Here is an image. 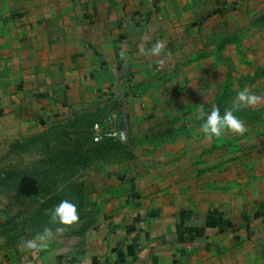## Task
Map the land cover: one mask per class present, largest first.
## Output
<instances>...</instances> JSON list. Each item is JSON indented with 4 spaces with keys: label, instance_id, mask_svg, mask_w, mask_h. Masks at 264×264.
Segmentation results:
<instances>
[{
    "label": "crops",
    "instance_id": "obj_1",
    "mask_svg": "<svg viewBox=\"0 0 264 264\" xmlns=\"http://www.w3.org/2000/svg\"><path fill=\"white\" fill-rule=\"evenodd\" d=\"M246 3L0 0V110L34 111L54 123L107 106L122 116L121 136L145 123L149 83L192 27L173 17L176 8L187 19L192 10L212 16ZM158 42L162 51L153 55ZM225 168L93 169L87 186L99 213L84 238L55 234L28 248L37 237L29 231L13 246L0 239V257L5 264H264V200L244 188L238 171L226 187Z\"/></svg>",
    "mask_w": 264,
    "mask_h": 264
},
{
    "label": "rangeland",
    "instance_id": "obj_2",
    "mask_svg": "<svg viewBox=\"0 0 264 264\" xmlns=\"http://www.w3.org/2000/svg\"><path fill=\"white\" fill-rule=\"evenodd\" d=\"M210 13L192 10L183 19L176 8L173 17L192 27L151 79L145 123L126 131V149L121 136L96 138L95 124L115 108L84 110L54 123L34 111L0 110V239L14 241L19 225L36 233L49 228L66 241L84 238L99 213L91 203L97 194L87 186L91 171L111 165L194 172L227 166L226 187H234L238 171L244 188L264 200V0ZM243 90L255 97L234 112L246 132L206 136L200 113L231 110ZM63 200L77 205L79 219L71 226L51 222Z\"/></svg>",
    "mask_w": 264,
    "mask_h": 264
},
{
    "label": "clouds",
    "instance_id": "obj_3",
    "mask_svg": "<svg viewBox=\"0 0 264 264\" xmlns=\"http://www.w3.org/2000/svg\"><path fill=\"white\" fill-rule=\"evenodd\" d=\"M162 51V45L158 42L152 49L153 55H158ZM255 97L251 96L247 90H243L238 94L236 102L233 104L231 110H225L221 114L219 108H213L209 113H200L199 118L203 121L201 124V131L210 137H221L224 131L227 129L235 134L243 135L246 132V128L243 122L234 114L235 111H239L242 107L249 103H253ZM79 219L77 205L70 200H63L57 206L54 207L51 214V222L54 224L71 226ZM56 231H63L62 228H57ZM53 237L51 229L46 228L42 234H39L35 240L27 241L28 248H36L35 241H47Z\"/></svg>",
    "mask_w": 264,
    "mask_h": 264
},
{
    "label": "built area",
    "instance_id": "obj_4",
    "mask_svg": "<svg viewBox=\"0 0 264 264\" xmlns=\"http://www.w3.org/2000/svg\"><path fill=\"white\" fill-rule=\"evenodd\" d=\"M119 115L117 113L111 114L107 117L105 124H95L94 130L96 138L103 140L105 138L116 139L120 136L119 132ZM0 264H5L4 259L0 257Z\"/></svg>",
    "mask_w": 264,
    "mask_h": 264
},
{
    "label": "trees",
    "instance_id": "obj_5",
    "mask_svg": "<svg viewBox=\"0 0 264 264\" xmlns=\"http://www.w3.org/2000/svg\"><path fill=\"white\" fill-rule=\"evenodd\" d=\"M108 108V107H107ZM227 108L224 109V111L226 110ZM115 113H117L119 115V132L121 133V130H122V123H123V119H122V116L116 111ZM107 117V116H106ZM107 118H105V116L100 120L101 122H99L100 124H102L103 122H105ZM111 140V139H110ZM113 140H117V139H112ZM118 141H119V144L124 148L126 149L127 147H124V145L121 143V138L119 137L118 138ZM77 157H78V154H77ZM80 158V162H82V158L81 156L79 157ZM16 229V232L18 233V235L16 236V239L14 241H12L11 239H6L7 241V244L9 246H13L15 244H17L22 238H27L28 236V232L31 231L32 232V235L33 236H38L39 234H42L43 232L40 231V233H36L34 230H32V228H27V229H23L21 225L15 227Z\"/></svg>",
    "mask_w": 264,
    "mask_h": 264
},
{
    "label": "water",
    "instance_id": "obj_6",
    "mask_svg": "<svg viewBox=\"0 0 264 264\" xmlns=\"http://www.w3.org/2000/svg\"><path fill=\"white\" fill-rule=\"evenodd\" d=\"M121 140H122V143L125 145V146H128L129 145V140H128V136L126 133H123L121 135Z\"/></svg>",
    "mask_w": 264,
    "mask_h": 264
}]
</instances>
